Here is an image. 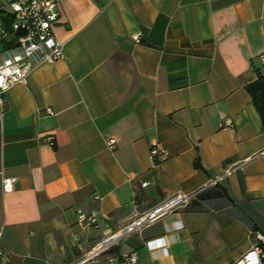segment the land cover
I'll use <instances>...</instances> for the list:
<instances>
[{
    "label": "crops",
    "instance_id": "obj_1",
    "mask_svg": "<svg viewBox=\"0 0 264 264\" xmlns=\"http://www.w3.org/2000/svg\"><path fill=\"white\" fill-rule=\"evenodd\" d=\"M60 1L64 59L6 94L0 264H72L177 193L197 195L87 264H235L264 231V131L245 89L264 66V0Z\"/></svg>",
    "mask_w": 264,
    "mask_h": 264
},
{
    "label": "built area",
    "instance_id": "obj_2",
    "mask_svg": "<svg viewBox=\"0 0 264 264\" xmlns=\"http://www.w3.org/2000/svg\"><path fill=\"white\" fill-rule=\"evenodd\" d=\"M11 16L10 24L6 25L1 14ZM62 15L60 0H3L0 4V30L8 47L0 54V121L6 111V94L16 85H25L30 75L39 67L53 64L64 59L65 44L60 42L55 35V27ZM135 42H140V36H133ZM264 64V55L261 56ZM48 113L53 111L48 109ZM231 119H227L223 127H231ZM48 142L55 145L54 137L50 136ZM117 142L110 139L107 146L115 150ZM3 141L0 135V151ZM151 157H164L165 151L157 146L150 149ZM235 172L234 168H228L222 177L213 182L217 185L226 177ZM13 179H5L3 188L12 190ZM144 184L143 186H146ZM177 193L163 200L151 209L141 214H136L127 224L116 232L106 236L95 247L87 252L81 259L72 264H87L109 252L120 242L130 236L141 233L143 230L157 224L163 218L183 208L196 196ZM78 221L86 222L89 226H96V215H86L78 212ZM3 227H0V237ZM255 245L248 250L235 264H263L264 262V231H254ZM6 260V253L0 248V261ZM114 261V260H112ZM137 253L123 257L117 264H137Z\"/></svg>",
    "mask_w": 264,
    "mask_h": 264
},
{
    "label": "trees",
    "instance_id": "obj_3",
    "mask_svg": "<svg viewBox=\"0 0 264 264\" xmlns=\"http://www.w3.org/2000/svg\"><path fill=\"white\" fill-rule=\"evenodd\" d=\"M1 18L4 21V23H6V25L10 24L11 16L9 14L2 15ZM144 44L148 46H153L152 44L149 43H144ZM254 72L256 74V79L253 82L246 85L245 89L251 96L252 102L260 115L263 131H264V66L262 67L255 66ZM193 165L195 169L203 170L199 157L195 159Z\"/></svg>",
    "mask_w": 264,
    "mask_h": 264
},
{
    "label": "rangeland",
    "instance_id": "obj_4",
    "mask_svg": "<svg viewBox=\"0 0 264 264\" xmlns=\"http://www.w3.org/2000/svg\"><path fill=\"white\" fill-rule=\"evenodd\" d=\"M2 224H3V223H2L1 220H0V227H2Z\"/></svg>",
    "mask_w": 264,
    "mask_h": 264
},
{
    "label": "water",
    "instance_id": "obj_5",
    "mask_svg": "<svg viewBox=\"0 0 264 264\" xmlns=\"http://www.w3.org/2000/svg\"><path fill=\"white\" fill-rule=\"evenodd\" d=\"M2 35V31L0 30V36Z\"/></svg>",
    "mask_w": 264,
    "mask_h": 264
}]
</instances>
